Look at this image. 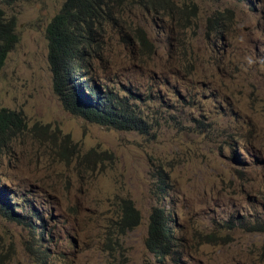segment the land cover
Segmentation results:
<instances>
[{
    "label": "rangeland",
    "instance_id": "374dc122",
    "mask_svg": "<svg viewBox=\"0 0 264 264\" xmlns=\"http://www.w3.org/2000/svg\"><path fill=\"white\" fill-rule=\"evenodd\" d=\"M64 2L0 0L19 38L0 111L26 125L0 150V189L22 221L0 215V264H43L29 251L39 226L44 264H264V0L133 4L100 30L91 76L135 108L128 131L54 92L46 29ZM156 211L175 237L168 260L149 242Z\"/></svg>",
    "mask_w": 264,
    "mask_h": 264
},
{
    "label": "trees",
    "instance_id": "16d2710c",
    "mask_svg": "<svg viewBox=\"0 0 264 264\" xmlns=\"http://www.w3.org/2000/svg\"><path fill=\"white\" fill-rule=\"evenodd\" d=\"M172 3L173 0H65L60 11L49 23L46 38L53 89L68 112L117 130L128 131L139 127L141 120L126 96L119 98L105 89L103 92L101 86L93 80L90 60H96L104 49V41L99 31L111 24L116 16L122 19L126 7L133 4L143 5L153 13L163 14L171 8ZM16 26L15 20L6 18L0 8V72L9 53L19 41ZM91 80L93 85L90 84ZM25 128L21 112L3 108L0 111V150L16 139ZM164 183L165 180L161 177V186ZM126 204V217L134 218L138 223V211L131 203ZM14 208L7 197V191L0 189V215L21 223L16 218ZM37 221L43 222V219L37 218ZM35 229L39 230V238L29 244V251L35 253L38 261L44 264L47 255L38 244L45 241L42 231L44 227ZM257 230H264V227H257ZM174 241L169 221L156 211L151 216L149 242L155 244L160 261L168 260L172 256L169 253Z\"/></svg>",
    "mask_w": 264,
    "mask_h": 264
},
{
    "label": "bare ground",
    "instance_id": "6f19581e",
    "mask_svg": "<svg viewBox=\"0 0 264 264\" xmlns=\"http://www.w3.org/2000/svg\"><path fill=\"white\" fill-rule=\"evenodd\" d=\"M166 183V182H165ZM165 186V185H164Z\"/></svg>",
    "mask_w": 264,
    "mask_h": 264
}]
</instances>
